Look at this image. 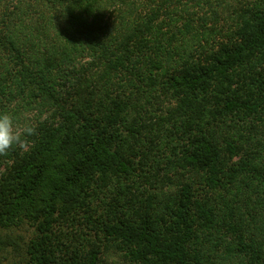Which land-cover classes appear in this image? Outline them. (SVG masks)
Instances as JSON below:
<instances>
[{
	"label": "trees",
	"instance_id": "trees-1",
	"mask_svg": "<svg viewBox=\"0 0 264 264\" xmlns=\"http://www.w3.org/2000/svg\"><path fill=\"white\" fill-rule=\"evenodd\" d=\"M0 114L24 264H264V0H0Z\"/></svg>",
	"mask_w": 264,
	"mask_h": 264
},
{
	"label": "rangeland",
	"instance_id": "rangeland-1",
	"mask_svg": "<svg viewBox=\"0 0 264 264\" xmlns=\"http://www.w3.org/2000/svg\"><path fill=\"white\" fill-rule=\"evenodd\" d=\"M32 235L29 227L11 231L0 229V264H24L25 244Z\"/></svg>",
	"mask_w": 264,
	"mask_h": 264
},
{
	"label": "clouds",
	"instance_id": "clouds-1",
	"mask_svg": "<svg viewBox=\"0 0 264 264\" xmlns=\"http://www.w3.org/2000/svg\"><path fill=\"white\" fill-rule=\"evenodd\" d=\"M25 134L35 135L36 129L32 126L20 128L10 114H0V156L7 155L13 147L25 148Z\"/></svg>",
	"mask_w": 264,
	"mask_h": 264
}]
</instances>
